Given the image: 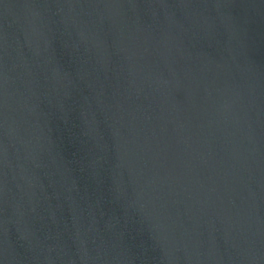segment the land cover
Listing matches in <instances>:
<instances>
[{
  "label": "water",
  "instance_id": "95a60500",
  "mask_svg": "<svg viewBox=\"0 0 264 264\" xmlns=\"http://www.w3.org/2000/svg\"><path fill=\"white\" fill-rule=\"evenodd\" d=\"M0 264H264V0H0Z\"/></svg>",
  "mask_w": 264,
  "mask_h": 264
}]
</instances>
